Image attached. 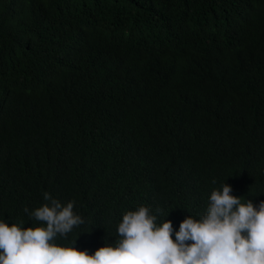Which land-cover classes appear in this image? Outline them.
Here are the masks:
<instances>
[{
  "label": "trees",
  "instance_id": "obj_1",
  "mask_svg": "<svg viewBox=\"0 0 264 264\" xmlns=\"http://www.w3.org/2000/svg\"><path fill=\"white\" fill-rule=\"evenodd\" d=\"M224 180L264 200V0H0V219L73 201L92 253Z\"/></svg>",
  "mask_w": 264,
  "mask_h": 264
},
{
  "label": "clouds",
  "instance_id": "obj_2",
  "mask_svg": "<svg viewBox=\"0 0 264 264\" xmlns=\"http://www.w3.org/2000/svg\"><path fill=\"white\" fill-rule=\"evenodd\" d=\"M232 192L224 180L206 194V211L185 216L178 230L165 219L168 213L160 219V208L127 210L116 226L117 238L92 253L78 250L76 238L58 241L85 219L73 201L62 204L45 192L46 203L23 209L38 226L0 219V264H264V200L254 204Z\"/></svg>",
  "mask_w": 264,
  "mask_h": 264
}]
</instances>
